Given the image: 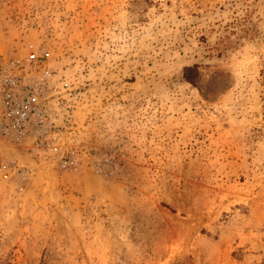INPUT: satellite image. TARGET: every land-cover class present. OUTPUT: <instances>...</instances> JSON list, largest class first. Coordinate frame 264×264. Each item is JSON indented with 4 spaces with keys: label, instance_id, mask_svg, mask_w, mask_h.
Listing matches in <instances>:
<instances>
[{
    "label": "rangeland",
    "instance_id": "rangeland-1",
    "mask_svg": "<svg viewBox=\"0 0 264 264\" xmlns=\"http://www.w3.org/2000/svg\"><path fill=\"white\" fill-rule=\"evenodd\" d=\"M1 64L0 264H264V0H0Z\"/></svg>",
    "mask_w": 264,
    "mask_h": 264
},
{
    "label": "built area",
    "instance_id": "built-area-1",
    "mask_svg": "<svg viewBox=\"0 0 264 264\" xmlns=\"http://www.w3.org/2000/svg\"><path fill=\"white\" fill-rule=\"evenodd\" d=\"M31 62L36 61L31 58ZM0 65V139L21 140L31 126L36 112V90L14 73V66ZM11 140V139H10ZM1 170V166H0Z\"/></svg>",
    "mask_w": 264,
    "mask_h": 264
},
{
    "label": "trees",
    "instance_id": "trees-1",
    "mask_svg": "<svg viewBox=\"0 0 264 264\" xmlns=\"http://www.w3.org/2000/svg\"><path fill=\"white\" fill-rule=\"evenodd\" d=\"M191 72H193V69L186 68L184 70V78L188 83L193 85L195 83L196 78H197V72H194V74L192 76H188V73L191 74Z\"/></svg>",
    "mask_w": 264,
    "mask_h": 264
}]
</instances>
